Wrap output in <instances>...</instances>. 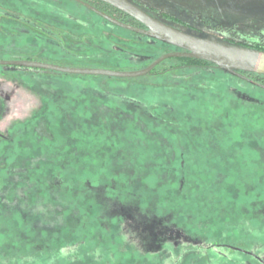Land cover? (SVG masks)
Instances as JSON below:
<instances>
[{
  "label": "rangeland",
  "instance_id": "374dc122",
  "mask_svg": "<svg viewBox=\"0 0 264 264\" xmlns=\"http://www.w3.org/2000/svg\"><path fill=\"white\" fill-rule=\"evenodd\" d=\"M137 1L264 44V0ZM67 5L0 0V59L132 71L173 51ZM247 253L264 261V89L218 68H0V264H260Z\"/></svg>",
  "mask_w": 264,
  "mask_h": 264
},
{
  "label": "water",
  "instance_id": "95a60500",
  "mask_svg": "<svg viewBox=\"0 0 264 264\" xmlns=\"http://www.w3.org/2000/svg\"><path fill=\"white\" fill-rule=\"evenodd\" d=\"M84 7L88 8L95 14L104 18L108 22L130 30L132 32L147 36L162 43L174 46L181 51L168 52L158 56L147 66L132 71L111 70L102 68H78L61 66L57 64L29 60V59H13L2 60L0 59V66H18L23 68L40 69L47 71H54L63 74L72 75H94L104 77L115 78H137L147 75L155 66L162 61L169 58H192L209 62L217 68L234 74L242 79H245L254 85L264 88V85L253 82L247 78L243 73H255L264 75V51L253 49L236 44H230L226 42H217L210 39L197 37L176 29L168 24L161 22L148 15L136 5L132 4L128 0H100L120 11H123L139 21L145 28L133 27L131 25L120 22L111 16L99 11L95 7L88 3L76 0ZM234 250L241 251L238 248L228 246ZM257 259L260 263L264 264V261L252 253H247Z\"/></svg>",
  "mask_w": 264,
  "mask_h": 264
},
{
  "label": "flooded vegetation",
  "instance_id": "af4514ba",
  "mask_svg": "<svg viewBox=\"0 0 264 264\" xmlns=\"http://www.w3.org/2000/svg\"><path fill=\"white\" fill-rule=\"evenodd\" d=\"M65 1V3H67L68 5L66 6V7H73V8H75V6L73 5V4H77V5H79L80 7H82V9L83 10H86V11H88V12H86V11H84L85 12V14H87L86 16H89V17H91V18H93L89 13H91L92 15H94V16H96L97 17V19H95V18H93L94 20H96L97 22H98V25H100V26H106V27H110L111 29H113V30H115V31H117V32H119V33H123V34H125V35H128V36H135V37H137V38H141V39H144L142 36H144V35H141V34H138V33H135V32H132V31H130V30H127V29H124V28H121V27H118V26H116V25H114V24H112V23H110V22H108L107 20H105L104 18H102V17H100L99 15H97V14H95L94 12H92L91 10H89L88 8H86V7H84L81 3H79V2H77L76 0H68V1H66V0H64ZM81 1H84V2H86V1H89V2H91V3H93L94 5H96L98 8H100V9H103V10H105V11H107V12H105V11H102V10H100V9H98V8H96V9H98L99 11H102V12H104L105 14H107V15H109V16H111L112 18H114V19H116V20H118V21H120V22H123V23H125V24H128V25H131V26H133V27H138V28H145L144 27V25L143 24H141L139 21H137V20H135L133 17H131L130 15H128L127 13H125V12H123V11H120V10H118L117 8H115V7H113L112 5H109V4H107V3H105V2H102V1H100V0H81ZM129 2H131L132 4H134V5H136L137 7H139L141 10H143L144 12H146L148 15H150L151 17H153V18H155V19H158V20H160L161 22H163V23H165V24H168V25H170V26H172V27H174L173 25H171L170 24V22L172 21V18L170 17V16H168L167 14H160V13H158V12H156L154 9H149V8H146V7H144V6H142L137 0H128ZM86 3H88V2H86ZM89 4V3H88ZM90 5V4H89ZM92 6V5H91ZM94 7V6H93ZM74 10H78L77 8H75ZM83 10H81V11H83ZM79 11V10H78ZM80 11V12H81ZM83 15V14H82ZM66 16H67V14H66ZM71 19H73V21H76V22H78V23H86L85 21H84V19H79V18H76V17H73V18H71ZM104 21V22H106L107 24H105V23H103V22H101V21ZM109 24H110V26H109ZM174 28H176V27H174ZM177 29V28H176ZM119 30H122L123 32H120ZM180 30V29H179ZM127 32V33H126ZM145 37H147V36H145ZM149 38V37H148ZM152 39V38H151ZM147 42H149L150 40L149 39H145ZM157 41V40H156ZM151 42V41H150ZM160 42V41H159ZM162 43V42H161ZM226 43H230V44H236V45H240V46H245V47H249V48H253V47H259L260 49L259 50H261V51H264V44H261V42H241V41H232V40H229V42H226ZM162 47H165V46H170V47H172L173 48V51L172 52H176V51H181L180 49H178V48H176V47H174V46H171V45H168V44H165V43H162V45H161ZM168 53V52H167ZM160 56V55H159ZM158 56H156L154 59H156ZM173 58H175V57H173ZM179 58H181V57H179ZM154 59H149L150 60V62L149 63H151ZM169 59H172V58H169ZM167 60V59H166ZM165 61V60H164ZM202 61V60H201ZM163 62V61H162ZM161 62V63H162ZM204 62H206V61H204ZM148 63V64H149ZM161 63H159L157 66H155L154 68H153V70L155 69V68H158V66L161 64ZM207 63H209V62H207ZM148 64H146L145 66H147ZM144 66V67H145ZM171 67V66H170ZM170 67H167V68H170ZM211 68H217L216 66H214L213 64H211V63H209V64H207V65H203V67L202 68H200V69H198V70H196V71H199V70H201V69H211ZM219 69V68H218ZM153 70H151L148 74H150ZM192 70V69H191ZM47 71V70H46ZM52 72H54V71H52ZM228 73V72H227ZM147 74V75H148ZM229 74H231V73H229ZM247 78H249L250 80H252L253 82H256V83H259V84H262V85H264L263 83H260V82H258V81H256V80H254V79H252L250 76H248L247 74H249V73H243ZM250 74H255V73H250ZM233 76H235V77H237V78H239V79H241V80H243V81H245V82H248L249 84H251V85H253L254 87H258V88H260V89H264V88H262V87H260V86H257V85H254L253 83H251V82H249V81H247V80H245V79H242V78H240V77H238V76H236V75H234V74H232ZM263 75V74H262ZM146 76V75H145ZM143 77V76H142ZM258 261V260H257ZM259 262V261H258ZM260 263V262H259ZM260 264H262V263H260Z\"/></svg>",
  "mask_w": 264,
  "mask_h": 264
},
{
  "label": "trees",
  "instance_id": "16d2710c",
  "mask_svg": "<svg viewBox=\"0 0 264 264\" xmlns=\"http://www.w3.org/2000/svg\"><path fill=\"white\" fill-rule=\"evenodd\" d=\"M88 2L90 5L98 8L96 5H94L93 3L89 2V1H86ZM100 9V8H98ZM102 11H105L103 9H100ZM107 12V11H105ZM120 32H123L122 30H119ZM127 33V32H126ZM144 39H149L153 45H162L161 42L159 41H156L154 39H151V38H148V37H145V36H142ZM253 49H260L259 47H253ZM14 59H18V58H14ZM26 59H31L30 57H26ZM172 59H175L177 61L180 62V64L178 65H175V66H171L170 68H164L163 70L161 71H158L157 68H155L150 74L148 75H154V74H164V73H168V72H172V71H178L180 69H192V70H198L200 68L203 67V65H207L209 63L207 62H204V61H201V60H197V59H192V58H172ZM4 66H0V68H3ZM10 67H14V68H20L21 70H26V71H34V72H40V71H46V70H40V69H32V68H23V67H18V66H10ZM48 72H52V71H48ZM68 75V74H67ZM248 76H250L252 79L260 82V83H263L264 84V75L262 74H247Z\"/></svg>",
  "mask_w": 264,
  "mask_h": 264
}]
</instances>
